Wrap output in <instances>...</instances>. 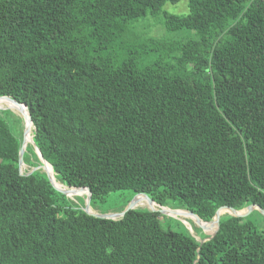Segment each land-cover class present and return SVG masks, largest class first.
<instances>
[{"label": "trees", "instance_id": "trees-1", "mask_svg": "<svg viewBox=\"0 0 264 264\" xmlns=\"http://www.w3.org/2000/svg\"><path fill=\"white\" fill-rule=\"evenodd\" d=\"M178 1L0 0V96L26 105L56 179L90 203L129 189L210 227L220 207L264 210V0L163 9ZM147 16L195 37H132ZM14 124L0 108V264H264V229L242 216L202 242L149 209L86 213L20 173Z\"/></svg>", "mask_w": 264, "mask_h": 264}, {"label": "rangeland", "instance_id": "rangeland-1", "mask_svg": "<svg viewBox=\"0 0 264 264\" xmlns=\"http://www.w3.org/2000/svg\"><path fill=\"white\" fill-rule=\"evenodd\" d=\"M163 9L167 12L177 14V15H185L188 13V0H179L176 3H170L167 2L163 6ZM159 19H154L152 16H147L145 18H142L138 20L133 26H132V37H138V39H142L141 37L147 38V37H156V38H170V39H178L179 35H182L184 38H193L195 37V31L194 30H180L177 32H170L167 31L163 25L161 24ZM134 41V40H132ZM138 42H142L141 40H138ZM16 117L21 119V128L23 132V126H24V119L13 113ZM13 132L16 136L21 135V131L15 126V124L12 126ZM25 132V131H24ZM33 132V126L31 125V135ZM24 141V140H23ZM31 143V142H30ZM30 143H27L26 146H24V153L22 162L20 164V173L26 174L31 171L39 170L42 173H46L45 167L41 166V164H37L36 160V153L34 151V154L32 152L27 151L31 146ZM33 149V147H32ZM34 150V149H33ZM40 162V161H39ZM54 173V172H53ZM59 181V180H58ZM60 182V181H59ZM61 183V182H60ZM65 187V186H64ZM71 200V202L74 204V206L78 208H82L83 210L86 208V198H87V191L76 195L75 197H69L66 196ZM133 198V192L129 189H122L117 190L108 193L103 197V199L91 201L89 203V207L93 213L97 214H111L115 215L120 213L126 205L130 202V200ZM146 200L141 201L140 205L139 203L135 205L134 208H141V209H151L148 205L145 203ZM145 203V204H144ZM155 203V202H154ZM158 205V204H157ZM251 206V205H249ZM249 206H246L242 210H238V212L244 213L242 215L244 220L252 221L258 228L264 229V215L256 208H249ZM168 210H176L178 212H184L181 205L178 204L177 201H168L167 205L165 207ZM155 210L161 209V207L158 205V207L153 208ZM237 211V210H235ZM159 212V211H157ZM161 217L160 220L166 225L171 227L173 230H177L179 232L188 233L191 236L195 237L197 240L202 241L206 237H209L212 235V233L215 232L212 231L213 227L210 226L212 232H206L203 228V225H198L195 221H193L190 218H184L186 223L182 220L181 217H178L173 214H166L159 212ZM230 212H224L220 216H223L225 214H229ZM212 223V222H211ZM200 224V223H199Z\"/></svg>", "mask_w": 264, "mask_h": 264}, {"label": "water", "instance_id": "water-1", "mask_svg": "<svg viewBox=\"0 0 264 264\" xmlns=\"http://www.w3.org/2000/svg\"><path fill=\"white\" fill-rule=\"evenodd\" d=\"M0 97H6V98H8L10 101L16 103L17 105H23V106L26 108V105H25V104L18 103L17 101L13 100L12 98H10V97H8V96H0ZM3 109H6V108H3ZM26 111H27V118H28V120L30 121V123L32 124V121H31V118H30V114H29V112H28L27 109H26ZM24 131H25V126H24V128H23L22 145H21V148H20V150H19V166H20V164H21V162H22L23 153H24V141H23V140H24V135H25V132H24ZM30 142H31L30 144H31V146L33 147L35 153L37 154V157H38V159H39V161H40L41 166L44 167V166H45V163H48V162L42 157L41 152H40V150L36 147V145L34 144V142H33V140H32V137H31ZM48 164H49V163H48ZM49 165H50V164H49ZM50 166H51V165H50ZM51 169H52V166H51ZM52 171H53V169H52ZM45 174H46L48 180L50 181V183L54 186V188H55L56 190H58L59 192H61L62 194H64V195L67 196V193H66L65 191L61 190L60 188H58V187H56V186L54 185V183L52 182V180H51V178H50V174H49L48 172H46ZM75 189H86V191H87V198H86V208L84 209V211H85L86 213H88V214H91V215H93V216L100 217V218L116 219V218H119V217L123 216V215L125 214L126 211H128V210H130V209H134V207H135V205H136V202H137V199H136V198H137L138 196H142V197H144V199L147 200V201L150 202V203L153 202V201H152L148 196H146V195H143V194H136V195L133 196V198L130 200V202L126 205V207H125L120 213L115 214V215H111V214H109V213H107V214H97V213L90 212V211L87 209V207H89V203H90L91 191H90L87 187H77V188H75ZM159 206H160V205H159ZM160 207H161V209H159V210H155V209H153V208H151V209H149V210H151V211H159V212H161V213H166V214H171L170 212H175V211H176V210H170V212H165V211L162 209L163 206H160ZM223 208L229 209V210H230V213H229V214L232 215V216H235V217H240V216H242V215L244 214V213H239V214H238V211H235V210H233V209H231V208H228V207H220V208L216 211V213H215V215H214V218H213V222L215 223V226H216V228H215V232L212 233V235H210L209 237L214 236V234L216 233V231H217V229H218V226H219V218H220L219 210H220V209H223ZM249 208H250V209H251V208H256V209H258V210L264 215V210H262V208L259 207V206L251 205V206H249ZM184 211H185V210H184ZM231 211H232V212H231ZM186 212H187V211H186ZM209 237L205 238L204 240L208 239ZM204 240H202V242H203Z\"/></svg>", "mask_w": 264, "mask_h": 264}, {"label": "bare ground", "instance_id": "bare-ground-1", "mask_svg": "<svg viewBox=\"0 0 264 264\" xmlns=\"http://www.w3.org/2000/svg\"><path fill=\"white\" fill-rule=\"evenodd\" d=\"M0 108H6V109H9L10 111H12L13 113H15L16 115H19L21 116L23 119H24V126H25V135H24V146L27 145V143H30V140H31V123L30 121L28 120L27 118V111H26V108L23 106V105H17L16 103L12 102V101H9L8 98L6 97H0ZM45 170L46 172H48L50 174V178L52 180V182L54 183V185L58 188H60L61 190L65 191L67 193V195L69 197H75L76 195H79V194H82L84 193V191L86 192V189H75V188H71V189H68L66 187H64L55 177V174L53 173L50 165L48 163H45ZM144 197L142 196H138L136 199H137V204L141 203V201L143 200ZM145 200V199H144ZM146 205H148L150 208H155V207H158V205L154 202H148L147 200L145 201ZM144 203V204H145ZM165 212H170V210L166 209V208H162ZM88 210H91L90 208H88ZM92 212V211H91ZM224 212H230L229 209H226V208H223V209H220L219 210V215H221L222 213ZM232 212V211H231ZM171 214L173 215H176L178 217H181L182 220L186 223L185 219L184 218H190L192 219L193 221H195L198 225H200L198 223V221L193 218L192 216H195V215H192V214H188L186 212H178V211H175V212H170ZM239 213H242V212H238ZM197 217V216H196ZM198 218V217H197ZM199 219V218H198ZM199 221L202 223L203 225V228L206 232H212L215 230L216 226H215V223L212 222L211 226L213 227L212 231H211V228L207 227L205 225V223L199 219ZM201 226V225H200Z\"/></svg>", "mask_w": 264, "mask_h": 264}, {"label": "clouds", "instance_id": "clouds-1", "mask_svg": "<svg viewBox=\"0 0 264 264\" xmlns=\"http://www.w3.org/2000/svg\"><path fill=\"white\" fill-rule=\"evenodd\" d=\"M1 109H3V108H1ZM32 125V124H31ZM23 128H24V126H23ZM22 135H23V132H22ZM62 184V183H61ZM63 185V184H62ZM64 186V185H63ZM54 187V186H53ZM66 187V186H65ZM66 188H68V189H71V188H77V187H66ZM66 196V195H65Z\"/></svg>", "mask_w": 264, "mask_h": 264}]
</instances>
